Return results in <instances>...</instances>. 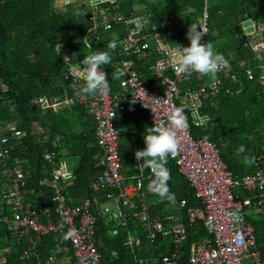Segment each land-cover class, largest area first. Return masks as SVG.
<instances>
[{
	"label": "built area",
	"instance_id": "2783aa9c",
	"mask_svg": "<svg viewBox=\"0 0 264 264\" xmlns=\"http://www.w3.org/2000/svg\"><path fill=\"white\" fill-rule=\"evenodd\" d=\"M79 1L82 6L75 10L74 17L87 23L81 40L87 55L98 51L101 35L120 34L114 50L116 61L108 75L113 79L114 87L110 86L107 96L81 98L78 92L83 80L64 65L63 57L72 55L60 50V93L39 96L36 106L41 113H55L59 108L78 105L89 114L97 148L94 168L98 173L87 188L92 193L106 192L102 202L99 197L79 194L74 203L68 188L74 181L72 169L77 165V157L49 151L44 146L45 138H42L37 142L41 150L39 176L35 177L36 188L30 193L39 198L47 194L50 205L24 204L21 189L31 173L19 164L8 163L10 146L23 147V133L15 122L0 120V208L9 211L8 216L0 215V225H11L13 236L25 240L28 248L22 249L21 259L31 261V264H58L60 255L66 257L69 264H99L94 231L98 217H102L105 222H112L108 231L111 236L117 229L125 232L124 248L132 254L137 250L145 253L144 257L134 258L137 264H179L184 255L186 229L198 223L210 241L191 243L186 264H264V256L255 243L253 227L245 219V214H254L260 221L264 220V142L257 145V151L251 157L252 174L236 178L220 159L215 144L204 135L194 139L189 132V124L201 127L213 120L201 114L205 104L213 106L220 93L232 98L241 93V77L256 83L259 87L256 97L264 95V61L259 60L260 54L264 53V26L251 20L239 21L236 27L242 37L240 43L250 51V62L240 61L235 70H221L215 80L196 85V73L185 76L175 70L174 45L187 47L190 42H181L175 36L174 19L162 20L158 24L160 33H150L143 24L142 15L119 11L118 0ZM74 2L76 0H55L53 5L65 6ZM206 18L203 6L197 20V27L203 33L201 42L209 34ZM158 39L170 44L162 47ZM137 62L153 77L158 87H146L136 68ZM120 72L125 76L120 77ZM141 89L149 98L162 102L149 101ZM133 98L137 99L135 103H132ZM141 101L156 110V120ZM124 103L140 110L150 127L167 126L168 110L172 106L183 108L188 128L178 134L179 150L169 159L191 189L199 203L197 207L185 208L180 201L167 205L169 212L163 215L158 212L149 214L145 210L140 200L144 195L141 188L143 175L140 172L135 177L124 175L118 155L120 130L114 119L123 110ZM188 112L193 116V124ZM259 131L263 134L264 124L254 130L255 133ZM147 173L152 175L149 169ZM70 231L71 236L68 235ZM48 235L52 237V249L42 257L36 247L40 239ZM158 238L162 241L156 243ZM64 242L69 248L67 253L63 250ZM160 243L163 249L157 253Z\"/></svg>",
	"mask_w": 264,
	"mask_h": 264
},
{
	"label": "trees",
	"instance_id": "16d2710c",
	"mask_svg": "<svg viewBox=\"0 0 264 264\" xmlns=\"http://www.w3.org/2000/svg\"><path fill=\"white\" fill-rule=\"evenodd\" d=\"M55 0H0V120L15 122L16 127L23 133V147L10 146L8 163L19 164L24 170L31 173L25 180L23 203L40 206L50 205L47 194L43 197L33 196L36 188L35 177L38 174V164L41 150L37 142L45 138L44 146L58 155H74L77 157V167L73 168L71 186L68 188L70 199L75 203V193L91 195L88 183L98 173L94 168L97 148L94 144L93 125L88 113L78 105L69 108H59L55 113L47 111L41 113L36 106V99L41 95H58L60 69L62 61L57 56L56 45L62 44L61 52L67 55L76 54L75 62L79 63L87 55L81 43L84 29L87 26L81 18L74 16L76 9L81 8L79 0L65 6L53 5ZM119 11L123 14L135 12L144 17L143 24L148 32L160 33L159 22L167 18L175 20L174 33L181 42H187V30L190 24L197 26V20L202 8L206 10V26L209 34L202 43H213L216 40L224 41L222 47L215 45L216 52L228 59L231 71L238 67V62H250V52L242 47L238 39L239 21L251 20L264 26V0H118ZM118 33L103 34L97 45L98 51H109V38ZM119 40V39H118ZM225 49V52L222 50ZM111 63L104 65L102 70L107 73L108 82L114 87L113 79L108 77L113 62L116 61L114 51H110ZM264 61V53L260 56ZM139 63L137 62V65ZM143 74L146 69L136 66ZM146 87L156 88L157 82L151 78L145 80ZM209 77H195L194 84L209 81ZM242 90L235 98L220 93L214 99L213 106L205 104L201 114L210 116L211 123H205L200 128L189 124V132L194 139L204 135L215 144L222 162L232 177L239 178L253 172L249 159L257 151V145L264 142V132H254L264 124V95L255 96L259 87L254 81L247 82L240 78ZM152 84V85H151ZM193 87V85H191ZM223 89V88H221ZM62 116L58 119V115ZM58 116V117H57ZM119 132L118 155L121 169L125 175L133 174L134 170H126L125 166L135 161L134 153L143 150L145 145L140 144V131L147 127L143 113L137 108L124 103L123 110L116 114L114 119ZM227 125V126H226ZM149 126V125H148ZM252 136V137H251ZM240 139V140H238ZM238 140V142H237ZM228 142L225 152L220 150L219 144ZM233 144L237 146L231 147ZM243 145L245 152L237 156L236 150ZM247 159V163L239 164L237 159ZM170 170L168 187L175 194V201H183L185 208L197 207L192 191L182 178L176 173L171 162H167ZM143 182L146 197H157L147 192V183ZM79 191V192H78ZM159 199V197H158ZM159 206L169 201H161ZM149 210L148 208H146ZM5 210H7L5 208ZM3 214L8 216L7 210ZM249 222V220L246 218ZM257 225L250 222L256 246L264 256V220L257 221ZM112 222L98 217L95 224V248L100 255L99 264H137L134 259L146 256L141 250L134 254L122 246L124 231L117 229L114 236L108 231ZM0 242L6 245L12 238L11 252L4 264H31V261L21 259L22 249L28 248L25 240L15 239L11 225H0ZM160 238L157 242H161ZM202 225L187 228V240L183 245V257L179 264H186V254L191 243L209 242ZM63 244L67 245L66 242ZM36 249L45 257L52 249L51 235L42 237ZM163 244H159L156 252H161ZM41 257V258H42Z\"/></svg>",
	"mask_w": 264,
	"mask_h": 264
},
{
	"label": "clouds",
	"instance_id": "9594fccd",
	"mask_svg": "<svg viewBox=\"0 0 264 264\" xmlns=\"http://www.w3.org/2000/svg\"><path fill=\"white\" fill-rule=\"evenodd\" d=\"M186 35L187 39L190 42L189 46L182 47L174 45L175 47L172 53L176 60L175 70L178 73H183L185 76H191L192 73H196L201 77H209L215 80L218 72L230 68L228 59H226L223 54L216 52L214 46L210 42H201V37L203 36V33L200 28H198L194 24H190ZM237 36L238 39L241 41L242 37L239 36V32ZM118 39L119 37L116 34H113L112 39L107 45L109 51H91L90 54L84 55V59L79 63L75 62V53H73L71 57H63L64 65L67 66V68L70 69L72 73L78 74V76L83 80V84L78 92V95L81 98H87L89 96L96 95L107 96L109 94L110 84L108 82L107 73L105 71H102L101 69L104 65L111 63L110 51H114L116 49ZM158 41L161 43L162 47H166L167 44H170L159 39ZM56 47L58 56L60 54L61 45L58 43ZM246 49L248 50V48ZM119 76L124 77L125 74L123 72H120ZM142 92L148 98L149 101L154 102L156 104H160L162 102V100L160 99H151L143 90ZM136 100L137 99L133 98L132 103H135ZM142 106L150 109V111L154 114L155 120L157 119L155 114L156 110L152 108L149 103L142 102ZM113 115L115 116V113ZM167 121V126L153 125L152 127H146V134H144L142 137L145 147L143 150H138L134 153L135 159L137 161H143V163L137 165L138 171L137 174L134 175V177L137 176L139 172L143 175L141 188L144 195L140 200L143 202L144 208L149 214L157 213L158 211H149L146 209L147 206L144 200L146 198V193L143 190V182L146 179H151V181L147 184V192L159 197L161 201H169V203L166 204L167 209V205H169L171 202H180L175 201V194L172 193L168 187V181L170 179V170L167 167V162H171V160L169 159L170 156L174 157L177 154L180 147V139L178 134L187 130L188 121L187 117L184 115L183 108L176 106H172L168 110ZM112 131L114 130L112 129ZM244 152L245 148L243 145H241L236 150L235 154L237 156H240ZM249 162H251V159H249ZM147 169L150 170L152 174L151 176L148 175ZM180 177L184 181L183 177ZM105 192L106 191H102L100 193L91 192L90 196H83L89 198L99 197L98 200L102 202ZM26 205L32 206L35 204L31 203ZM128 227L130 228L131 226ZM189 227L191 228L196 226ZM72 234V231H70L68 235L71 236ZM14 238L22 241V239L16 237Z\"/></svg>",
	"mask_w": 264,
	"mask_h": 264
},
{
	"label": "crops",
	"instance_id": "0c3cea01",
	"mask_svg": "<svg viewBox=\"0 0 264 264\" xmlns=\"http://www.w3.org/2000/svg\"><path fill=\"white\" fill-rule=\"evenodd\" d=\"M142 75H143V78L145 80H150L151 83L153 84V82L151 80L152 76L149 73H147L145 71ZM147 127H150V126L147 125ZM144 134H146V127L144 128V130L140 131V133H139V136H140L139 138H141V143L140 144H143V145H144V141H143V138L142 137H143ZM141 163H143L142 160L141 161H137L136 159H135L134 162L129 163V164L133 165V168L132 169L134 170V172H133V174H130L128 176H134V175H136L137 174V171H138L137 165L138 164H141ZM244 163H247V159H244ZM76 167H77V165L75 166V168ZM72 171H73V169H72ZM124 174H125V172H124ZM79 193H77V195L75 193L74 194L75 195L74 198L77 197V199H78ZM83 195H87V194H84V192H83L82 196ZM159 199H158V197H154L152 199L151 198H148L147 199V197H146L144 200H145V204H146L147 208L149 209V211H158L159 214H162V215L168 213L169 210L166 208V204L167 203H163L162 206L161 205L159 206V202H160ZM3 211L5 213L7 210H5L4 208H0V215L3 214ZM11 241H12V238H10V240L7 241L6 245H4V244L1 245L2 242H0V264H4V262L6 260V257L11 252V249H10ZM62 246H64L63 247V250L65 249L64 252L67 253L68 250H69L68 245H62ZM57 258H58L59 261H62V263H60V264H69V260L67 261L66 257H61L60 255H58Z\"/></svg>",
	"mask_w": 264,
	"mask_h": 264
},
{
	"label": "rangeland",
	"instance_id": "374dc122",
	"mask_svg": "<svg viewBox=\"0 0 264 264\" xmlns=\"http://www.w3.org/2000/svg\"><path fill=\"white\" fill-rule=\"evenodd\" d=\"M223 42L224 41H219V40H216L215 42H213V43H211L212 45H215V46H217V47H222V44H223ZM222 50L225 52V49L224 48H222ZM49 96H52V95H50L49 94ZM188 114H189V112H188ZM58 115V114H57ZM59 116V115H58ZM57 116V117H58ZM61 117L62 116H59L58 117V119L60 118L61 119ZM189 118L191 119V122H192V124H193V116H192V114H189ZM205 124H203V126H204ZM227 126V125H226ZM194 127V126H193ZM202 127V126H201ZM194 128H200V127H194ZM238 140H240V139H238ZM238 140H237V142H238ZM228 142H226V143H222V144H219V147L218 148H220V150L222 151V152H225V150H226V148L228 147ZM233 146H237V144H233L231 147H233ZM70 157V156H69ZM72 158V157H71ZM237 162L239 163V164H243L244 163V159L243 158H238L237 159ZM133 168V165H131V164H127L126 165V170H133L132 169ZM0 183H2V180H0ZM148 184V183H147ZM147 188V187H146ZM108 207H109V204H108ZM245 217L246 218H248V220L249 221H251L253 224H255V225H257V227H259L260 226V224H257L256 222L257 221H259L258 219H259V217H257L256 215H254V214H252V215H247V214H245ZM60 263H62V261H58V264H60Z\"/></svg>",
	"mask_w": 264,
	"mask_h": 264
}]
</instances>
